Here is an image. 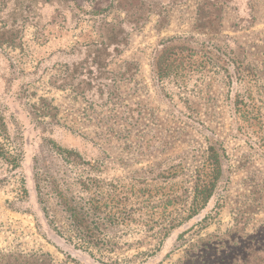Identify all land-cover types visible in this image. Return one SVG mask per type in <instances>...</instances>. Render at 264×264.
<instances>
[{
  "label": "rangeland",
  "instance_id": "obj_1",
  "mask_svg": "<svg viewBox=\"0 0 264 264\" xmlns=\"http://www.w3.org/2000/svg\"><path fill=\"white\" fill-rule=\"evenodd\" d=\"M30 256L264 264V0H0V264Z\"/></svg>",
  "mask_w": 264,
  "mask_h": 264
},
{
  "label": "trees",
  "instance_id": "obj_2",
  "mask_svg": "<svg viewBox=\"0 0 264 264\" xmlns=\"http://www.w3.org/2000/svg\"><path fill=\"white\" fill-rule=\"evenodd\" d=\"M163 53H166V51L165 52L163 51ZM172 70H173V66L168 63V58H166L165 56H161V62L159 63L160 77L161 78L168 77L170 73L172 72ZM211 151H214V150L211 149ZM212 158L214 160V165H215V169H214V173L216 174V177H214L215 180L213 183H211L208 186H205L203 189L196 190L195 200L199 201V203L197 205V209L194 211V213H192V216H190V218H193L194 216L198 215L199 212L206 207V205L209 203L210 199L214 195V192L216 189V183L218 181L221 170H220V164H219L217 155H213ZM201 202H202V205H201ZM69 212H70L69 218L72 219L73 222L83 221L82 216H79L78 214L72 212L71 209L69 210ZM25 259H27V261L29 262L28 264H54L53 260L49 256H41V257L30 256V257H26Z\"/></svg>",
  "mask_w": 264,
  "mask_h": 264
}]
</instances>
